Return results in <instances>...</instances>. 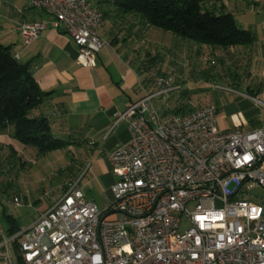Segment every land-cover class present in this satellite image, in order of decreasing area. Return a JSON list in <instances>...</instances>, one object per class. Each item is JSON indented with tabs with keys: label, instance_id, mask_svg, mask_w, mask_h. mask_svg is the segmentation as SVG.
<instances>
[{
	"label": "built area",
	"instance_id": "built-area-1",
	"mask_svg": "<svg viewBox=\"0 0 264 264\" xmlns=\"http://www.w3.org/2000/svg\"><path fill=\"white\" fill-rule=\"evenodd\" d=\"M28 6L51 15L76 44L78 61L95 65L105 41L103 14L91 0ZM45 25L15 29L29 44ZM175 86L171 76L158 77L155 92L117 113L130 139L107 156L117 176L109 206L99 210L82 192L84 172L68 176L61 194H42L31 224L3 238L5 247L18 242L19 264H264V203L252 200L264 189V127L221 130L212 104L162 117L153 100ZM5 257L14 264L8 250Z\"/></svg>",
	"mask_w": 264,
	"mask_h": 264
},
{
	"label": "crops",
	"instance_id": "crops-1",
	"mask_svg": "<svg viewBox=\"0 0 264 264\" xmlns=\"http://www.w3.org/2000/svg\"><path fill=\"white\" fill-rule=\"evenodd\" d=\"M28 2L0 0V42L10 45L19 60L28 64L40 90L50 92L38 113L51 120L58 119L64 130L63 136L69 144L66 150L57 151H68L70 160L75 162V154H85V169L76 162L72 173L78 176L84 170V177L90 172V181L98 192L103 193L105 199L98 205L94 197L82 192L94 201L99 210H104L111 203L110 186L117 178L107 156L130 139L127 122L124 119L116 120V115L145 93L155 92L158 77L171 76L176 89L156 96L153 100L156 108H189L191 105L212 104L216 106L217 126L221 130L251 131L264 127V0L222 1L224 10L232 13L235 19L236 14L253 8L254 13L259 15L258 23L255 27H246L245 23H239L236 19L241 27L251 31L253 41L245 47L218 48L221 56L219 61L223 62L228 71L219 74L218 92L205 103L195 101L194 98L208 96V88L198 84L200 77L195 78L196 84L189 81L194 79L193 68L199 63H191L186 53L181 65L188 73L180 72L176 67V64L180 65L176 61L178 52L166 48L164 54L170 60L164 67L165 61L159 55L144 48L148 38L156 33L152 32L155 27L149 26L138 15L122 13L107 0L98 1L97 7L103 12V22L98 33L105 44L94 56L95 65L89 67L78 61L76 44L67 33L55 28L53 17L38 8L29 7ZM35 21L46 25L35 40L25 44L15 28L21 23ZM202 65L209 69L211 67L209 63ZM228 66H232L234 72ZM210 76L207 80L211 79ZM6 134L0 132V145H11L20 152L21 144ZM21 148L25 149L22 145ZM37 157L32 156V160L36 161ZM70 163L63 161L58 164V169ZM49 168L52 172L56 170L54 166ZM39 170L35 169L30 177V182L35 186H42L38 191L39 198L33 203L32 217L24 221L6 212L0 199V264H7V250L11 261L14 264L20 263L18 242L9 241L5 247L2 244L3 238L8 236L12 226H28L43 210L44 205L40 199L42 189L51 191L50 199L62 192V170L54 176H47L46 180L40 176ZM15 188L19 191L21 187L16 184ZM259 195L254 199L255 202L264 203V195Z\"/></svg>",
	"mask_w": 264,
	"mask_h": 264
},
{
	"label": "trees",
	"instance_id": "trees-1",
	"mask_svg": "<svg viewBox=\"0 0 264 264\" xmlns=\"http://www.w3.org/2000/svg\"><path fill=\"white\" fill-rule=\"evenodd\" d=\"M107 1L122 13L138 15L149 26L170 31L198 44L227 49L245 47L253 41L251 31L241 27L234 15L224 10L223 0ZM49 95L50 92L40 90L28 64L19 60L10 45L0 42V132L6 131L33 157L66 150L69 144L66 138L53 135L51 118L38 113ZM158 109L161 116L166 117L185 113L192 108ZM70 162L60 169L65 175L62 182L68 176H75L72 167L76 162L72 159ZM19 229L12 226L7 235L11 236Z\"/></svg>",
	"mask_w": 264,
	"mask_h": 264
},
{
	"label": "rangeland",
	"instance_id": "rangeland-1",
	"mask_svg": "<svg viewBox=\"0 0 264 264\" xmlns=\"http://www.w3.org/2000/svg\"><path fill=\"white\" fill-rule=\"evenodd\" d=\"M91 1L95 6H97L99 3L98 1L100 0ZM254 11L255 10L253 8H249L247 12L236 14L237 21L239 23H245L247 25L246 27L257 26V17L259 15L255 14ZM152 30V32H156L157 34L153 33L151 36L152 38H148L147 45L144 46V48L150 52H153L154 54L159 55L162 61H165L163 63L164 67L169 64L170 60V57L168 55L165 56L164 54L166 48H172L174 51H177L179 55L176 61H179L180 65L178 63L176 64V67L178 70H180V72L185 71L186 74L188 73V70H184V67L181 65V62H184V55L188 53V59H190V62L192 61L191 63H199V65L196 64L195 67L193 65L194 72H192V76L194 77V79L191 78L189 81L192 84H196L195 78L198 79L197 77H200L198 79L200 80L198 84L201 87H207V93L209 94L208 96L205 95L199 98H194V100L205 103L210 98H212L216 94V92H218V87H220L218 85L220 83V80H218L219 74L221 75L222 73L228 71L225 69L223 62L219 61V58L221 56L218 48L220 47L198 44L192 40L181 38L177 35H174L172 32L161 28L155 27ZM4 43L6 42L4 41ZM172 58L174 59V56ZM206 63L210 64V69L202 65H206ZM228 67L230 68L231 72H234L232 66ZM206 70H208L209 72ZM209 74L211 75V79L207 80ZM50 123L53 135H58V138L64 139L65 136H63V134L65 132L60 126L58 119L54 118ZM1 133L6 134V131H3ZM10 146L11 145L7 144L0 145V199L1 202L4 204V209L6 212L13 214L16 217L18 216L20 219H23L25 221L34 215L33 206L35 204L33 203L37 198H39L38 191L42 188L40 184V188H38L33 184V182H30V177L31 175H33V171L35 169H40V176H43L44 180H46L47 176L51 177L53 174L57 173V171H61L60 169H58V164L63 163V161L70 162L71 155L68 151H51L45 154V156L42 158L40 156L37 157L36 161H34L32 160V156L30 157L31 154L29 153V151L21 148V145H18L21 150L20 152ZM24 154H26V156ZM75 157L77 158L76 162H79L82 165L83 169H85L87 163L85 154L77 156L75 154ZM50 166H54L56 170L53 172L50 171ZM64 176L65 175H63V177ZM90 178L91 174L90 172H88L81 179L79 187L88 196L94 197L98 205H101L99 203H101V201L105 199V196L103 195V193L98 192V190L94 186V183L90 181ZM16 184L19 188L21 187L19 191L15 188ZM45 191L51 194V191L49 189L44 188L41 191L40 199H42V194ZM253 192L264 195V190L258 188H255ZM14 197H17L20 200L21 205L16 206V204L14 203ZM254 199L255 198H252V200ZM193 206V204H190L188 206V209L191 210ZM183 228L184 225L182 229Z\"/></svg>",
	"mask_w": 264,
	"mask_h": 264
}]
</instances>
